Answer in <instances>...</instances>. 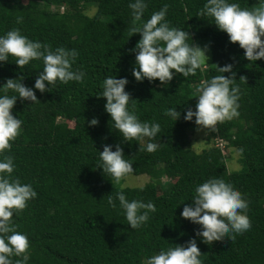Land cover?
<instances>
[{"label": "trees", "instance_id": "trees-1", "mask_svg": "<svg viewBox=\"0 0 264 264\" xmlns=\"http://www.w3.org/2000/svg\"><path fill=\"white\" fill-rule=\"evenodd\" d=\"M0 264H264V0H0Z\"/></svg>", "mask_w": 264, "mask_h": 264}, {"label": "rangeland", "instance_id": "rangeland-1", "mask_svg": "<svg viewBox=\"0 0 264 264\" xmlns=\"http://www.w3.org/2000/svg\"><path fill=\"white\" fill-rule=\"evenodd\" d=\"M95 12V7L91 6L88 13L93 14ZM196 51L201 63L207 65L212 60V49L209 44V40L206 38H196L195 39ZM203 47V48H202ZM191 145L195 148L201 149L205 144L207 137V131L200 126H197L196 129L191 130L188 135ZM227 158V165L229 170H240L242 165L238 160V151H233L230 153L227 149H224ZM229 152V153H228ZM230 154V156H229ZM152 177L148 174H134L132 172L126 173L124 176L114 180L115 187H141L152 181Z\"/></svg>", "mask_w": 264, "mask_h": 264}]
</instances>
